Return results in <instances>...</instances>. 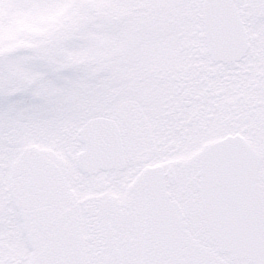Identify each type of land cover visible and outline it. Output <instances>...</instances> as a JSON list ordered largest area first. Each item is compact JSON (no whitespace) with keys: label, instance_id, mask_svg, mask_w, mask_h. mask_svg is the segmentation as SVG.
Returning a JSON list of instances; mask_svg holds the SVG:
<instances>
[{"label":"snow or ice","instance_id":"snow-or-ice-1","mask_svg":"<svg viewBox=\"0 0 264 264\" xmlns=\"http://www.w3.org/2000/svg\"><path fill=\"white\" fill-rule=\"evenodd\" d=\"M0 264H264V0H0Z\"/></svg>","mask_w":264,"mask_h":264}]
</instances>
